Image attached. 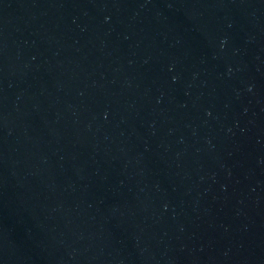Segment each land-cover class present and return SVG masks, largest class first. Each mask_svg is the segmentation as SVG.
<instances>
[{
    "label": "water",
    "instance_id": "water-1",
    "mask_svg": "<svg viewBox=\"0 0 264 264\" xmlns=\"http://www.w3.org/2000/svg\"><path fill=\"white\" fill-rule=\"evenodd\" d=\"M0 264H264V0H0Z\"/></svg>",
    "mask_w": 264,
    "mask_h": 264
}]
</instances>
